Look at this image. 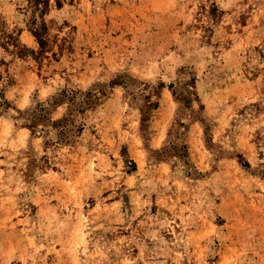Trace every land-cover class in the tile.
I'll use <instances>...</instances> for the list:
<instances>
[{
    "label": "rangeland",
    "instance_id": "1",
    "mask_svg": "<svg viewBox=\"0 0 264 264\" xmlns=\"http://www.w3.org/2000/svg\"><path fill=\"white\" fill-rule=\"evenodd\" d=\"M60 2L0 44V264H264V0ZM30 18L0 0L36 54ZM62 89L100 100L44 145L18 112Z\"/></svg>",
    "mask_w": 264,
    "mask_h": 264
},
{
    "label": "trees",
    "instance_id": "2",
    "mask_svg": "<svg viewBox=\"0 0 264 264\" xmlns=\"http://www.w3.org/2000/svg\"><path fill=\"white\" fill-rule=\"evenodd\" d=\"M27 7L31 9V18L28 21V31L38 44L39 50L36 54L21 45L18 40V34L8 32L4 24L0 21V44L2 46H12L16 53L20 56L35 55L41 57L47 52L48 41L47 25L44 21V16L48 13L50 0H26ZM57 8L61 7L60 0H54ZM118 81L113 83L117 84ZM102 94V93H101ZM100 98L95 92H82L79 90L62 89L59 93L52 96L46 103H37L33 108L19 111V118L23 120V125L32 134L35 132L42 134L46 139L44 145H69L74 137L82 131L81 126L74 125L72 113L84 114L87 110L93 109L98 104ZM66 105L68 113L66 115L53 120L51 111L57 107ZM8 102L4 99L0 91V108L6 109ZM148 106L157 108V103L148 101ZM142 113V117H143ZM142 122L145 119H141ZM244 166H248L245 165ZM130 167L134 171L135 163L130 162Z\"/></svg>",
    "mask_w": 264,
    "mask_h": 264
}]
</instances>
